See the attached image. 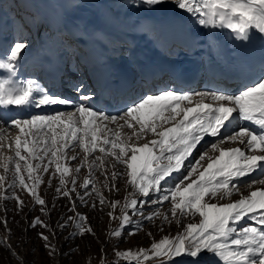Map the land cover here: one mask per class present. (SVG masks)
<instances>
[{
  "label": "snow or ice",
  "instance_id": "6c2138e0",
  "mask_svg": "<svg viewBox=\"0 0 264 264\" xmlns=\"http://www.w3.org/2000/svg\"><path fill=\"white\" fill-rule=\"evenodd\" d=\"M72 2L79 8L86 0ZM169 3L194 17L205 29H228L240 44L260 43L262 54L258 59L238 60L234 65L236 91L226 92L221 87L184 90L175 85L181 79L175 71L167 81L154 85L153 92L137 97L106 98L103 90L89 87L79 73L75 74L76 79L65 81L61 77L59 86L54 83L49 89L32 79H15L29 48L26 37L16 39L9 48L0 49V69L9 74L0 78V189H4L10 174L7 187L13 190L10 196L0 192V200L15 199L22 210L24 201L14 191L19 187L27 190L35 205L41 206L40 211L48 215L46 201L38 191L44 182L43 174L53 168L51 176L59 174L56 194L70 198L76 193L81 169L87 168L88 175L80 185L84 194L76 193L77 198L87 206L85 197L95 191L100 205L107 203L114 210L120 202L106 201L95 187V173L100 171L107 182L106 163L113 169L123 165L134 198L123 205L120 217L112 211L108 213L110 218L119 219L121 225L111 236L121 237L132 223L128 209L148 223L161 216L171 223L169 215L159 210L146 213L144 206L148 203L167 201L171 205L170 215L177 222L180 217L197 215L200 220L184 225V231L175 237L165 236L153 242L150 250L140 249L136 254L132 250L117 251L118 257L136 260L138 264L140 257H167L162 264H203L207 255L211 264H264V187L251 190L248 195L240 193L242 187L264 186V0H130V6L148 11ZM211 36L205 41L208 48L213 47L216 32L212 31ZM58 88H66L68 94ZM45 108L50 110L48 114L32 111ZM249 123L256 125L258 131L252 130ZM125 128L129 132H123ZM12 132L16 134L13 136ZM149 135L153 138L148 139ZM208 136L218 139L199 154L186 172L174 178L173 174L181 171L184 161ZM236 143L243 147L231 146ZM225 144L229 146L223 147ZM209 150L218 155H210ZM8 151L13 154L6 155ZM72 161L78 162L74 168L70 166ZM257 171L261 174L243 180ZM25 173L32 183L26 182ZM124 174L112 171L111 178L115 180ZM169 178L174 183L165 191ZM113 188L115 185L109 190ZM153 193L157 194L156 200L151 199ZM234 194L241 198L216 202L231 201ZM92 207L96 208V204ZM76 209V200H71L69 211L73 214L58 227L66 230L74 226L68 239L86 233L95 236L92 227L85 223L87 216ZM245 218L255 224L241 225ZM0 222L7 228L6 219ZM37 226L49 228L39 216L29 224L31 228ZM142 226L138 224L137 231ZM38 235L45 241L48 254L55 258L59 250L48 243L49 237L43 232ZM0 244L16 255L7 241L0 240Z\"/></svg>",
  "mask_w": 264,
  "mask_h": 264
},
{
  "label": "rangeland",
  "instance_id": "374dc122",
  "mask_svg": "<svg viewBox=\"0 0 264 264\" xmlns=\"http://www.w3.org/2000/svg\"><path fill=\"white\" fill-rule=\"evenodd\" d=\"M56 1L57 3L59 2V0ZM43 2H38L40 8L44 6ZM97 3L101 5V9L97 10V8L94 7H100ZM105 3L107 5H105ZM72 5L75 8L73 2ZM46 6L47 5L44 7ZM166 7H173V10H176L180 16V19L182 20L185 32L192 33V26L198 24L195 18L185 12L190 21L189 25L185 23L183 16L180 15V11L173 4H165L159 8L162 9ZM159 8L157 10H159ZM35 10L38 11V8L36 6H30L27 0H0V29L3 28L5 30L6 28L7 31L11 30L12 34L10 33L8 39H13V41L22 37H26L29 40V57L37 55L42 51L46 52L53 49L55 50L58 45L59 38L61 43L60 46H58L59 57L61 53L64 55H66V53L69 54L71 60H69V63L71 66L79 63L86 64L87 62L91 61V59L87 57V48L82 49V47H78L73 35L71 38L65 37L63 35L58 37L55 36V34L53 35L52 31L49 29L51 26L48 24H41L40 16ZM91 10L94 14L97 12L96 15L99 13V16L101 13H104L105 22L108 23L109 27H114L117 30L126 33L128 32L126 28L128 29L129 27H136L137 29H140V37L143 38V36L146 37L147 35V38L152 42V44H162V40L159 36L155 39H152L151 33H146L148 31L151 32L150 28H145V26V29L142 28V25H144L146 21L144 19L147 17L146 10L144 8H140L139 6H130V0H86V2L78 9L79 12L85 11V13H89ZM102 10L104 11L102 12ZM149 13L150 14L148 17L151 16L152 11H149ZM170 18L171 15L168 19ZM5 34L6 32H3L1 37L5 36ZM161 34L165 36L168 35L164 28L162 29ZM122 40L124 39L122 38ZM105 41L107 40L105 39ZM205 41L206 39L203 41L200 40L198 46L204 47L203 50L205 53L209 54V48ZM109 47H115L112 52H115L120 48V46L116 45ZM124 51L127 53L120 57V59L118 58L119 60H123V63L130 56L129 50ZM205 62H209L207 56ZM80 66H82V64ZM66 70H69V68L67 67ZM75 71L76 70L73 69V72ZM78 72L79 74L82 73V69L80 68ZM72 76L74 77L75 75ZM76 78L77 77L75 76V79ZM199 85L193 91H200ZM43 110V114L49 113L48 111L45 112V109ZM38 114L42 113L40 112ZM242 123L243 121H241V124ZM112 127H115V125H112ZM123 132H129V130L125 128ZM11 134L14 136L16 133L12 132ZM152 138L153 137L151 135L148 136V139ZM217 139L218 138L216 137L209 136L204 138L201 143L208 141L206 147L197 151L196 149L199 147L198 145L189 158H192L195 154L196 158L194 160H196L199 154L204 152L213 140ZM142 142L144 141H141V143ZM237 145L238 143L232 144L231 146L237 147ZM227 146L228 144L223 145V147ZM12 154L13 153L11 151L6 152V155ZM209 154L213 156L218 155V153H214L211 150H209ZM81 155L83 154L81 153ZM89 159H91V157ZM206 162L207 161L204 163ZM77 163V161H72L70 162V166L74 168ZM191 165L192 163L187 165L185 160L181 171L177 174L175 173L173 177L178 178L180 175L186 172L188 168L191 167ZM105 166L107 168L108 180L105 182V176L100 171H97L95 173V187L99 189L106 201L120 202V204L117 205L114 210L111 209L107 203L105 205H100L99 198L95 191H91L90 197H85L88 201L87 206L83 205L82 202L77 198L76 193H80L81 195L84 194V189L80 187V185L83 183V179L88 175L87 168L81 169V172L77 177L76 193H72L70 198L56 194L55 189L59 186V174H57L56 177H52L51 172L54 170L53 168L49 169V173L43 174L44 182L40 185L38 191L40 196L46 201V211L48 215H45L40 211L41 206L35 205L34 199L27 192V190H21L19 187H17L14 191L15 194L24 201V207L22 210L18 209L17 201L15 199L0 200V221H3L4 219L7 220V228H5L4 223L0 222V240L7 241V243L12 246V251L16 253V255H12L7 250V246L5 244H0V264H138L136 260L118 257L116 252L132 250L133 254H136L139 253L140 249L150 250L151 244L153 242H158L165 236L175 237L177 233L183 232V226L187 223H199L200 217L198 215L195 217H180L179 222H177V220L173 219L170 215L171 205L167 201L163 202L162 204L148 203L146 206H144L146 213L150 209L159 210L162 214L169 215L171 223L165 222L163 220V216L158 217L153 223H148L147 221H144L141 216L134 215L132 211L128 209L127 214L131 216L132 223L123 230L121 237L117 238L111 236V233L114 230L120 228L121 225L119 219L110 218L108 213L112 211L114 216L120 217L122 215L123 205L134 197L132 195L133 190L127 183V174L124 166L118 165L115 169L111 168V166L107 163ZM112 171H116L117 173L124 172L125 174L124 176L113 180L111 178ZM0 174H3V169H0ZM73 175H75L74 172ZM25 178L27 183H32L31 181L27 180L26 173ZM70 180L71 177H69V181ZM49 181H51L50 185ZM9 182L10 174L9 179L5 182L4 189H0V192L10 196L13 190L7 187ZM105 183H107V187H105ZM173 183L174 179L169 178L168 182L164 184V190L167 191ZM112 185H115V188L109 190ZM257 186L258 184H255L251 187V189L249 187H242L240 189V193L243 195H248L250 191L254 190ZM71 188L72 184L69 182L68 189ZM89 188L91 190L92 185H90ZM116 189H118V191ZM135 198L139 199V197ZM156 198L157 194L153 193L151 195V199L156 200ZM240 198V195L234 194L231 197V201L225 200L216 202L226 203L238 200ZM71 200H76L77 212L87 216L88 219L85 223L86 225H90L92 227L95 232V236L86 233L83 236H78L74 239H68L69 234L74 231V226H69L66 230H61L58 227L60 222L66 219L67 216L73 214L69 211ZM93 203L96 204V208L92 207ZM101 208L103 209L102 211ZM37 216H39L42 221L48 224L49 228H42L39 226L36 228L29 227L31 221H33ZM138 224L143 225L140 231H137ZM240 224L247 225L252 223L249 218H245L240 222ZM161 227L163 228V231L160 230ZM41 232L49 237L48 243L54 245L59 250L55 258L48 254V250L44 246L45 241L39 238L38 234ZM129 232H134L135 234L129 235ZM149 233H151V235H149ZM102 249L103 251H101ZM59 253H64V255L61 256ZM151 255V251H149V256L151 257ZM162 259L167 260V257ZM162 259L150 258L148 260H143V258L140 257L139 264H162ZM174 259L179 260L180 258ZM203 264H211V261L208 259L207 255H205Z\"/></svg>",
  "mask_w": 264,
  "mask_h": 264
},
{
  "label": "bare ground",
  "instance_id": "6f19581e",
  "mask_svg": "<svg viewBox=\"0 0 264 264\" xmlns=\"http://www.w3.org/2000/svg\"><path fill=\"white\" fill-rule=\"evenodd\" d=\"M27 2L29 3L30 6H32V7L36 6L38 8V11H36V10L35 11L40 16V20H41L40 23L41 24H48L49 26H51V27H49V29L53 32L52 33L53 35L55 34V36H57V37L60 35H63V36L68 37V38H71V36L73 35L75 37V38L74 37L73 38L76 40V43H78V44L83 43L84 44V45H82V49L87 48L88 52L94 53L95 57L98 59V61H96L97 65L92 66L91 64H89V62H87V66L89 67V69L87 71H91L92 69H95V68L102 71L103 68L108 67V68H110L109 73L121 72V69L126 70L127 67H129L127 65V62L132 61V59H133L132 57H134V54L137 53V54H139L140 58H142L140 61V66H139L140 67L139 69H141V72H142V71L148 70L149 66L156 67L160 63L163 64L164 61H162V59H158L159 57L160 58L173 57V60L176 61L177 57L174 58L173 54H171L170 51H168V54H165L164 51H165V49H171V45H177V43L180 42V40L183 41V38L185 36H187L189 38V44L187 45V47L189 49L190 48L194 49L197 45L196 41L198 39H202V41L204 39H211L212 38L211 33H212V31H215L216 32V39L213 40V47L212 48L216 49L217 52H220V49L218 47H220L221 38L225 37L226 42H227L228 40H230L231 36L233 35L230 32V30H228V29L209 30V29H205L203 26H200L198 24L195 26L194 25L192 26V28H191L192 33L191 32L186 33L184 30V25L180 19V16L176 12V10H173V7H166V8H162V9L159 8V10L152 11L151 16H149V17H148V15L150 14L149 11L144 8L146 10L147 17H145V19H144L146 21H145L144 25H142V28L143 29H145L146 27L150 28L151 32L148 31L146 33H151L152 39H155L159 36L160 39L162 40V44L156 43V45H154V44H152L151 41H149L146 34H145L146 37L145 36H143V38L140 37V33H139L140 29H137L136 27H132V28L129 27L128 29L126 28V30L128 31L126 33V32H121L114 27H109L108 23L105 22L104 13H101V15L99 16V13H98V15H96L97 12H96V14H94L92 12V10H91L92 13L91 12L85 13V11L79 12L78 11L79 8H76V7L74 8L71 0H59L58 3L56 0H27ZM38 2H43L44 6L45 5H47V6L46 7L43 6L42 8H40L38 5ZM105 5H107V4L105 3ZM99 6L100 7H97V6H94V7L97 8V10H98V9H101V5H99ZM103 11L104 10H102V12ZM179 11H180V15L183 16V18H184L183 20L185 21V23L190 25V21H189V18L187 17V14L185 12H183L182 10H179ZM170 15H171V18L168 19ZM58 17H60V18H58ZM144 26H145V28H144ZM166 26L168 28V35L169 36L163 37L161 34V31ZM3 32H6V34H5V36L1 37ZM143 32H145V31H143ZM10 33L12 34L11 30L7 31L6 28H5V30L3 28L0 29V49H7L11 46L13 39L12 40L8 39V36L10 35ZM131 33H133V34H131ZM64 34H66V35H64ZM106 36L109 38L108 42L105 41V39H104ZM122 38L124 40H122ZM126 38H127V41H126ZM78 44H76V45H78ZM115 45L120 46V48H119V50L112 52V50H114L115 47L110 48L109 46H115ZM74 46H75V44H74ZM180 46L182 49H185L183 44L180 43ZM78 47H79V45H78ZM151 47H155V50L157 53L156 56L148 55V57H146V58L141 57L142 52L148 53L147 51ZM124 48H126V49H124ZM28 50L29 49L26 50L27 56H26V59L23 61L22 66L17 68V77L15 79H17L19 81H24L26 79H30V78H27V73L29 74V72H33L34 67H40L43 65V66H45V68H49L50 65L47 62V60L44 61V55H48V53H54L55 50H57V48L55 50L53 49V50H49L46 52L42 51L41 53L34 55L32 57H29V54H28L29 51ZM99 50H101L102 53H100ZM124 50H126V51L129 50L130 56L123 63L122 62L123 60H119V59H120V57L124 56L127 53ZM61 55H62V57H61ZM222 56H224L221 59V62L223 64L222 67H223V70L227 71L228 67H225V66L229 63V60L232 57V55L227 53L225 55L221 54V56H219V57H222ZM236 57H237V60H240V59L245 60L246 59V58H244V55L240 54V52H237ZM69 60H70L69 54L66 53V55H64L61 53L60 59L56 62V65L52 69H54L55 67L61 66V63L62 64L65 63V66H69V64H70ZM118 60H119V62H118ZM234 60H236V59H234V57H233L232 61H234ZM59 61H61V63H59ZM164 65H166V63H164ZM74 67L79 69V64H75ZM66 73L68 76V78H67L68 80L69 79H75V76L70 77L69 74H71V73H69V72H66ZM7 75H9V74L7 73L6 70L0 69V78H4ZM139 77L140 76H136V78H139ZM32 80L37 81L43 87L42 82H40L37 77L32 78ZM137 85H139V84H137ZM146 90L148 91V89H146L145 87H142V91H141L142 95L144 93H148V92H146ZM235 90H236V88L235 89L231 88L227 92H234ZM60 91L63 92L64 94H68L66 88H61ZM105 96H106V98H109L107 95H105ZM59 107H61L63 110V106H59ZM47 111L50 112V110L45 108V112H47ZM43 113L44 112H42V114ZM114 114H116V113H114ZM244 123H248V122L243 121L242 124H244ZM248 126L252 130L258 131V128L256 125L249 123ZM205 138H207V137H205ZM207 143H208V141L201 143L196 150L198 151L199 149L205 148ZM237 147L242 148L243 146L238 143ZM195 158H196L195 154L192 158L188 157V159L186 160V164L189 165V164L193 163L195 161L194 160ZM260 174L261 173H259V171L253 172L250 177L246 176L243 178V180L255 178L257 175H260ZM174 175H175V173L173 174V176ZM168 180H167V182H168ZM261 187H264V186H261L258 184V186L254 190L260 189ZM249 220H250V218H249ZM251 223L255 224V222L252 220H251Z\"/></svg>",
  "mask_w": 264,
  "mask_h": 264
}]
</instances>
